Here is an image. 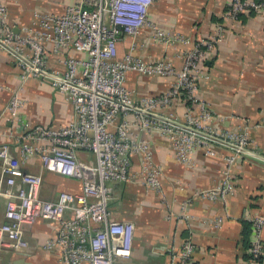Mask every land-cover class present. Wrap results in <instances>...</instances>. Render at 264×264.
Instances as JSON below:
<instances>
[{
  "label": "built area",
  "instance_id": "obj_1",
  "mask_svg": "<svg viewBox=\"0 0 264 264\" xmlns=\"http://www.w3.org/2000/svg\"><path fill=\"white\" fill-rule=\"evenodd\" d=\"M153 2L75 0L62 13H34L29 25L15 31L0 0V50L14 55L22 69L20 85L4 108L15 123L9 136L18 157L9 143L0 144V204L5 219L0 223V248L28 252L24 226L45 219L56 224V232L43 247L56 249L62 264H125L130 256L133 224L110 219L113 185L139 183L163 198L161 169L145 133L157 132L167 138L174 158L183 164H191L197 148L209 157L219 156L222 148L229 150L220 155L225 163L220 184L198 190L195 196L226 202L233 193L231 166L239 155L250 154L249 132L247 127L242 132L212 128V112L197 94L198 82L205 78L201 65L218 39L192 43L183 33L162 27L149 16ZM263 9L264 0H230L228 15L236 19L240 14ZM124 40L128 41L127 52L118 59L117 43ZM150 43L173 50L186 46L181 49V68L176 70L163 53L146 57L142 51ZM46 48L56 55L74 50L81 56L66 57L63 73L48 71ZM128 72L172 76L174 80L164 93L135 102L125 84ZM39 76L47 78L72 104L74 120L46 127L23 118L25 101L18 91L28 78ZM176 98L184 100L183 121L161 111ZM83 151L93 159L80 160ZM134 155L139 157L136 173L131 171ZM32 156L40 160L36 174L21 167ZM44 171L81 180V190H61L54 200L40 197ZM248 221L251 260L264 264V218L256 214ZM221 222L218 217L214 224L219 227ZM167 251L169 264H187L194 246L185 240L177 252L173 247Z\"/></svg>",
  "mask_w": 264,
  "mask_h": 264
},
{
  "label": "crops",
  "instance_id": "obj_2",
  "mask_svg": "<svg viewBox=\"0 0 264 264\" xmlns=\"http://www.w3.org/2000/svg\"><path fill=\"white\" fill-rule=\"evenodd\" d=\"M7 7V22L15 31L29 25L34 13H62L75 0H2ZM230 0H154L149 16L169 30L183 33L192 43L217 38L214 49L202 63L205 78L198 82L197 94L211 110L209 125L218 130H248L254 154L239 155L231 166L234 191L226 202L208 201L195 196L198 190L214 187L221 182L225 163L220 155L230 153L220 149V155L209 157L202 148L191 156V164L174 158L170 141L157 132L145 133L150 141L153 158L161 169L163 198L139 183L113 185L109 217L113 221L133 224L130 256L125 264H169L167 249L177 252L185 240L194 246L187 264H257L251 260L248 218L259 214L264 218V9L240 14L236 19L228 15ZM128 41L117 43V58L127 52ZM165 49L151 44L146 57L162 53L171 59L176 70L182 65L181 49ZM164 50H166L164 52ZM80 57L74 50L52 54L46 48L48 71L63 73L66 57ZM22 69L16 57L0 50V144H10L16 154L15 143L9 136L15 125L4 111L11 93L20 85ZM174 78L128 72L126 87L132 91L135 102L144 97L164 93ZM25 101L23 118L30 123L58 127L74 120L72 104L59 93L45 77H30L19 89ZM183 98H176L164 114L178 116L183 121ZM197 112V107H194ZM247 127L246 129H244ZM112 129V127L110 128ZM82 161L92 160L88 152H80ZM131 171L139 169V157L131 158ZM21 167L28 173L40 170V160L32 156ZM81 180L51 172L42 173L40 197L54 200L61 190L79 192ZM222 218L216 227L215 219ZM3 204H0V223L3 222ZM56 224L37 219L24 226L28 252H14L0 248V264H62L56 249H45L53 238ZM264 244V225L262 229Z\"/></svg>",
  "mask_w": 264,
  "mask_h": 264
},
{
  "label": "trees",
  "instance_id": "obj_3",
  "mask_svg": "<svg viewBox=\"0 0 264 264\" xmlns=\"http://www.w3.org/2000/svg\"><path fill=\"white\" fill-rule=\"evenodd\" d=\"M250 13H252V11H251ZM249 233H251V229H250V223H249ZM249 246H250V245H249Z\"/></svg>",
  "mask_w": 264,
  "mask_h": 264
},
{
  "label": "water",
  "instance_id": "obj_4",
  "mask_svg": "<svg viewBox=\"0 0 264 264\" xmlns=\"http://www.w3.org/2000/svg\"><path fill=\"white\" fill-rule=\"evenodd\" d=\"M251 155H254L252 152H249Z\"/></svg>",
  "mask_w": 264,
  "mask_h": 264
}]
</instances>
